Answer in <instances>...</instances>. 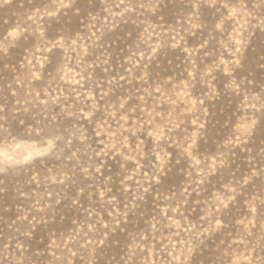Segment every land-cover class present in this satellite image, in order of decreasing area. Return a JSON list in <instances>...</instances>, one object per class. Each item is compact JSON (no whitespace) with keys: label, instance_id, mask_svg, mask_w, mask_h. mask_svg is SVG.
<instances>
[{"label":"clouds","instance_id":"1","mask_svg":"<svg viewBox=\"0 0 264 264\" xmlns=\"http://www.w3.org/2000/svg\"><path fill=\"white\" fill-rule=\"evenodd\" d=\"M9 2L0 0V7ZM74 3L43 0L0 30V58L21 41H33L13 81L20 92H10L15 98L10 108L0 104V184L24 177L31 188L19 192L26 204L17 208L12 234L0 242V264H197L200 246L217 234L224 237L223 248H217L220 264H264V141L255 155L245 147L264 118V85L254 91L252 81L246 86L236 75L253 31H264V0H191L192 11L176 27H166L162 17L151 20L158 11L155 0H100L84 34L50 37L51 22L67 15ZM201 6L216 9L214 24L200 22ZM129 20L137 35L127 48L123 73L117 69L112 76L110 54L98 52V42ZM197 32V44L187 46L185 38ZM166 48L186 53L179 80L175 75L153 78L150 65ZM54 50L60 61L45 74ZM68 67L76 73L77 87L62 79ZM97 67L104 68V79L94 78ZM217 73L225 77V92L242 100L215 151H202L208 116L204 102L219 95ZM198 86L202 94H194ZM116 88L125 91L113 98ZM21 114L28 120L17 119ZM170 149L185 165L181 190L141 213L143 226L130 234L123 254L105 259L109 235L137 215L160 183ZM236 149L247 153L248 167L240 175L239 167L231 169ZM109 161L118 163L114 175H106ZM249 185L251 194L245 191ZM193 193L196 199L190 203ZM238 197H243V212L229 221L226 214L230 206L237 207ZM64 199L82 219L59 235L47 233L45 250L30 251L27 241L38 226L54 223L53 210Z\"/></svg>","mask_w":264,"mask_h":264},{"label":"rangeland","instance_id":"2","mask_svg":"<svg viewBox=\"0 0 264 264\" xmlns=\"http://www.w3.org/2000/svg\"><path fill=\"white\" fill-rule=\"evenodd\" d=\"M157 3L158 11L155 17H151L153 22H156L157 17H162V22L167 27L172 25L177 26V21L184 15L192 11L191 0H155ZM43 0H10L5 6L0 7V30H3L10 26L13 21L17 18L19 13L24 11H31L36 7L42 6ZM100 0H75L72 9L67 10V15H61L58 22H51V27L48 29V35L54 37L57 33H63L68 36H72L76 33L84 34V26L88 22L89 13L95 14L100 10ZM78 9V13L74 10ZM215 8H209L201 6L200 8V22L202 24L211 25L215 23L216 16ZM103 15V13H101ZM8 21V25L4 24V21ZM137 29L131 20L128 22H121L119 27L114 31L108 32L98 43L102 46L98 52L107 51L110 54V64L112 65L113 71L110 75L114 76L116 70L119 69L121 73L124 71V59L126 62V56L128 55L127 48L136 38ZM201 33L197 32L194 36H187V46L193 47L197 44V37H200ZM33 44L31 38L28 39L27 43L21 41L17 47L10 49L7 57L0 58V104H6L8 108L11 107L13 100L15 99L10 95L12 90L20 92V89L16 88L13 83L16 76L20 75V63L25 55V49L30 48ZM82 51H85L83 48ZM185 55L179 48L177 49H164L157 55V59L150 65V70L153 73V78L169 77L175 75L177 80L180 79V73L183 70L185 63ZM39 59V55L37 56ZM94 58V57H93ZM87 59V56H85ZM60 61L59 51L54 50L49 54V64L45 66V74L52 72L55 66ZM207 62V61H206ZM90 63V61H89ZM127 70V69H125ZM62 79L65 83L72 87L78 85L73 80V76L76 75L75 71L68 67L65 72L61 73ZM95 79H104V68L97 67L94 72ZM238 78H244L246 81H252V88L254 91H259L260 85H264V31L256 29L253 31L249 42L243 52V58L241 60V68L236 73ZM216 80L214 81L218 97L212 101H205L204 107L207 109V125L205 140L201 141L202 151H215L216 145L223 135L227 132L231 122L235 119V115H239L237 111L239 104L241 103L242 97H238L231 93H226L224 90L225 77L217 73ZM76 79H81L80 76H76ZM123 84V82H121ZM11 85V88H9ZM125 89L116 88L114 89V97L121 96L124 94ZM203 90L196 89L194 94H202ZM135 103V100L129 102V106ZM58 110V109H57ZM23 118L28 120L27 116L21 114L17 119ZM18 130V129H17ZM261 141H264V118L261 119V124L258 126L252 141L246 145V148L253 149V155L260 145ZM172 153V158L169 164L164 169V175L160 177V183L154 185L151 194L147 195L145 201L141 203L140 208L137 209L136 216H129V223L121 224L120 228L116 230L114 234H110L107 247L104 249L105 259L115 257L119 259V256L126 250V246L130 243V234L138 231L143 223L138 219L141 213H150L155 204L160 202V198L165 195H171L173 192L178 193L181 190V184L185 180L184 176V162L180 161L177 163V155L174 150H169ZM247 153H241L239 149L234 151V154L230 155V159L233 160L231 169L235 170L239 167L240 175L245 171L248 165L245 163ZM147 163V161H145ZM210 167H211V161ZM111 168L110 172L106 175H114L118 171V163L109 161ZM114 191H115V185ZM206 188H210V185H206ZM255 187L259 190V183H255ZM0 188L3 189L0 192V242L4 238H7L12 233L9 230V226L16 220L18 216L17 208L24 206L26 202L19 198V192H29L30 187L25 186L24 177L6 178L4 182L0 184ZM253 185H249L245 190L248 194H251ZM71 188L68 189L66 196L71 197L73 195ZM196 199L195 193L189 198V202ZM243 197L237 198V207L232 208L230 206L228 213L226 214L227 219L230 221L235 216L242 214L243 209L241 207V201ZM84 206H87V201H83ZM161 213L163 212V206L160 208ZM54 223L45 226H38L33 239L27 241L30 246V251H43L47 248L48 238L47 233L56 231L57 235L61 231H67L72 227V221H79L82 219L81 212L74 207L69 206V199H64L62 203L53 210ZM193 216V219L195 218ZM63 218V219H61ZM18 225H13L17 227ZM122 229V230H121ZM223 236L217 234L206 240L200 246L198 254L196 256L197 264H220L223 257H220V253L217 248H223L221 240ZM227 241H225L226 243ZM42 257L41 259H44Z\"/></svg>","mask_w":264,"mask_h":264}]
</instances>
